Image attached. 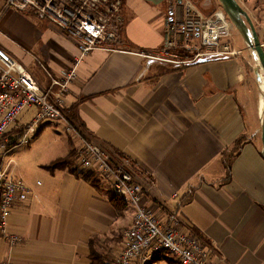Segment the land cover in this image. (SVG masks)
Returning <instances> with one entry per match:
<instances>
[{
    "label": "crops",
    "instance_id": "0c3cea01",
    "mask_svg": "<svg viewBox=\"0 0 264 264\" xmlns=\"http://www.w3.org/2000/svg\"><path fill=\"white\" fill-rule=\"evenodd\" d=\"M177 1L124 0L114 50L89 52L63 93L64 153L45 157L29 174L18 170L9 150L10 172L32 191L0 228V260L92 264L93 250L114 261L122 246L135 211L130 205L117 209L112 185L92 170L82 173L78 165V173L45 167L72 148L77 152L67 128L74 111L83 135L100 143L113 165L127 159V168L146 180L148 201L161 223L175 217L183 231L197 229L210 242L215 264H264L263 71L247 42L239 45L241 35L235 45L243 53L234 58L174 64L136 54L163 48L164 23ZM237 1L264 48V0ZM40 21L0 0V47L54 95L58 88L51 86L52 78H62L80 52L77 40ZM26 110L30 118L21 129L37 112L35 107ZM239 138L243 144L227 176L223 152L231 151ZM86 173L97 177L96 184L84 178ZM16 235L20 241L12 240ZM147 264L181 263L161 251Z\"/></svg>",
    "mask_w": 264,
    "mask_h": 264
},
{
    "label": "built area",
    "instance_id": "2783aa9c",
    "mask_svg": "<svg viewBox=\"0 0 264 264\" xmlns=\"http://www.w3.org/2000/svg\"><path fill=\"white\" fill-rule=\"evenodd\" d=\"M6 8L34 14L77 40L79 55L62 78H52L58 92L42 89L28 69L0 47V137L10 132L22 112L37 109L35 117L24 125L16 145H28L38 132L42 120H63L62 96L76 77L84 57L94 50H114L124 22V0H4ZM164 46L161 50L138 51L140 56L174 64L195 63L204 57H238L243 53L235 43L240 34L222 6L205 13L194 0H178L164 23ZM188 54V55H187ZM68 131L77 142V165L92 170L108 181L115 196L134 208L131 225L123 232L122 246L113 264H147L150 258L167 251L181 264H215L212 250L193 232H185L173 217L170 224L159 221L154 204L148 201L149 186L126 163L113 165L107 150L96 140L85 137L82 130L67 122ZM11 137L0 142V228L5 225L15 206L30 199L31 188L10 172L7 161ZM41 182L39 181L38 184ZM173 193L172 197H177ZM20 241V236H13ZM0 264H10L0 260Z\"/></svg>",
    "mask_w": 264,
    "mask_h": 264
},
{
    "label": "rangeland",
    "instance_id": "374dc122",
    "mask_svg": "<svg viewBox=\"0 0 264 264\" xmlns=\"http://www.w3.org/2000/svg\"><path fill=\"white\" fill-rule=\"evenodd\" d=\"M194 2L205 13L212 12L215 8L221 6L219 0H194ZM237 31L239 30L237 29ZM244 43L245 40L242 39L240 40L239 45L242 44L243 46ZM252 52L254 54V51ZM251 57L254 60L253 55H251ZM258 76L259 81H262L264 75L262 77L260 74H258ZM30 112L31 111L29 110L22 112L18 122L13 128H11L7 135L3 136L1 142H3L6 137L16 135L17 133L15 130H23V128L21 129L20 124L30 118ZM57 122L59 124L54 125ZM40 126L44 127V129L40 133L33 135L30 138V143L28 145H16L10 149L11 151L9 156L14 158L18 163V170L27 171L29 174L33 172V169H36L37 164L45 161V157L53 155V153H64L68 147V136L66 134L67 131L65 132V123L63 120L44 119L41 121L38 128H40ZM23 132L24 130L22 133ZM31 146L34 147V150L29 149Z\"/></svg>",
    "mask_w": 264,
    "mask_h": 264
},
{
    "label": "trees",
    "instance_id": "16d2710c",
    "mask_svg": "<svg viewBox=\"0 0 264 264\" xmlns=\"http://www.w3.org/2000/svg\"><path fill=\"white\" fill-rule=\"evenodd\" d=\"M69 117L71 118V123L80 129L82 124L78 121L77 114L74 113V111H73V112L69 113ZM22 131L23 130H15V132L17 134L11 136L12 141L9 144V149L16 146L17 138L22 133ZM39 131H40V128L38 129L37 134L39 133ZM3 136H5V135H3ZM3 136L0 137V142L2 141ZM242 144H243V139L239 138L237 140V142L235 143V145L233 146V148L231 149V151H230V149H227L223 152V160H224L223 163H224L225 168H226L227 173H228L227 176H230L231 159H232V157H234L235 155H237L239 153ZM77 162H78L77 152L74 148H72L71 151L66 156L53 160L52 162L47 164L45 167L50 169V170L68 169L71 172H77L78 173L79 167L77 166ZM81 172L83 173V170ZM84 178L87 180H90L96 184L97 177H95V175L93 173L92 174L86 173L84 175ZM112 201L114 202V204L118 210L124 209L128 205L123 199H121L117 196H115ZM192 232L195 233L196 235H198L204 244H207L210 246V242H208L197 229L192 228ZM94 241H95L94 239L91 240V245L94 243ZM91 258H92V264H113V260L111 261V259L107 255H102V254H100L94 250L92 251Z\"/></svg>",
    "mask_w": 264,
    "mask_h": 264
},
{
    "label": "water",
    "instance_id": "95a60500",
    "mask_svg": "<svg viewBox=\"0 0 264 264\" xmlns=\"http://www.w3.org/2000/svg\"><path fill=\"white\" fill-rule=\"evenodd\" d=\"M219 2L228 14L234 26L239 30L243 39L254 51L264 75V48L250 15L237 0H219ZM170 14H172V11ZM261 140L263 145L262 153L264 156V109L261 127Z\"/></svg>",
    "mask_w": 264,
    "mask_h": 264
},
{
    "label": "bare ground",
    "instance_id": "6f19581e",
    "mask_svg": "<svg viewBox=\"0 0 264 264\" xmlns=\"http://www.w3.org/2000/svg\"><path fill=\"white\" fill-rule=\"evenodd\" d=\"M256 59H257V56L255 55Z\"/></svg>",
    "mask_w": 264,
    "mask_h": 264
}]
</instances>
